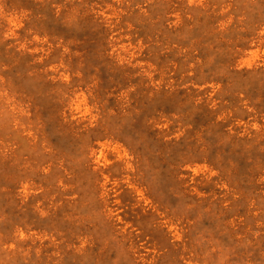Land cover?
I'll return each instance as SVG.
<instances>
[{
  "label": "rangeland",
  "instance_id": "374dc122",
  "mask_svg": "<svg viewBox=\"0 0 264 264\" xmlns=\"http://www.w3.org/2000/svg\"><path fill=\"white\" fill-rule=\"evenodd\" d=\"M0 264H264V0H0Z\"/></svg>",
  "mask_w": 264,
  "mask_h": 264
}]
</instances>
